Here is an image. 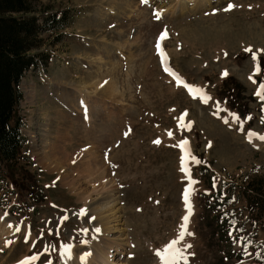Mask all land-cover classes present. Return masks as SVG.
<instances>
[{
	"label": "rangeland",
	"instance_id": "rangeland-1",
	"mask_svg": "<svg viewBox=\"0 0 264 264\" xmlns=\"http://www.w3.org/2000/svg\"><path fill=\"white\" fill-rule=\"evenodd\" d=\"M38 1L63 11L70 24L57 44L59 32L41 35L50 61L20 84L16 115L26 142L0 181V264H64L90 254L101 224L96 214L103 218L110 208L118 219L109 221L115 230L108 238L123 244L111 253L113 264H165L156 253L173 241L187 264H264V100L257 95L264 0ZM226 76L243 87L247 118L216 96ZM65 95L75 105L84 98L91 117ZM184 140L196 183L187 225L194 235L181 239L189 186ZM56 144L65 146L66 160L54 159ZM89 151L103 167L86 178L79 168ZM44 155L49 168L38 161ZM65 174L76 179L77 193L60 180ZM11 176L25 188L31 181L33 192L16 189ZM81 188L95 192L80 198Z\"/></svg>",
	"mask_w": 264,
	"mask_h": 264
},
{
	"label": "trees",
	"instance_id": "trees-1",
	"mask_svg": "<svg viewBox=\"0 0 264 264\" xmlns=\"http://www.w3.org/2000/svg\"><path fill=\"white\" fill-rule=\"evenodd\" d=\"M69 24L63 11L51 10L38 0H0V181L5 180L3 168L20 159L25 145L20 131L22 119L16 115L22 100L20 82L27 71L46 66L50 59L47 51H40L41 35L59 32L54 41L57 44L63 36L60 32ZM258 62L264 79V57ZM242 93L243 87L231 77L224 78L215 92L240 117H247L250 110L242 103ZM18 179L11 176L10 183L23 190L24 184ZM29 183L23 190L28 195L33 192Z\"/></svg>",
	"mask_w": 264,
	"mask_h": 264
},
{
	"label": "bare ground",
	"instance_id": "bare-ground-1",
	"mask_svg": "<svg viewBox=\"0 0 264 264\" xmlns=\"http://www.w3.org/2000/svg\"><path fill=\"white\" fill-rule=\"evenodd\" d=\"M157 1H162L164 2L165 0H157ZM210 2V0H203L204 4H208ZM217 2V1H216ZM113 85H107L103 91V93H106L107 91H110L112 89ZM58 92V91H57ZM80 91H76L75 93H79ZM69 94V92H66ZM74 93V94H75ZM81 93V92H80ZM58 94V93H57ZM73 94V95H74ZM72 95V94H70ZM76 95V94H75ZM66 97L64 98V100H66L68 105H75V102L73 101L72 98H70L69 96L65 95ZM84 98H79L76 97L75 101H76V107H78V109H80V111L82 112V114H86V118L91 117V115L89 114V111H87V109L89 108L88 104L86 103L85 100H83ZM92 107V106H91ZM90 109V108H89ZM62 138H59L58 141H62ZM59 145L56 144L55 148L51 149V150H55V149H60L61 151L59 152V157L57 155L58 158H56L55 154H53L54 159L57 161V159H63L66 160L68 157L64 152L65 146L59 147ZM68 147V146H67ZM52 148V147H51ZM56 153V152H55ZM79 156V155H78ZM71 158V157H70ZM87 158L88 160H86L85 164L83 165L81 169V174L84 175L86 178H89V174H91L92 172L97 173L98 171H101V168L103 167V165H101V163H99V161L96 160V154L94 152L89 151L87 153ZM73 159V157H72ZM75 159V158H74ZM84 159V158H83ZM43 166H45L46 168H49L50 164L48 165L46 162V155H44V157H40L39 156V160H38ZM74 161V160H73ZM77 161V160H75ZM81 161V160H80ZM67 162V161H66ZM64 162H62L63 164ZM61 165V163L59 164ZM81 165V166H82ZM80 167V166H79ZM73 168V167H72ZM57 168H53L51 169L52 171H55ZM70 169V168H68ZM103 170V169H102ZM95 173H93L92 175H94ZM104 174V173H103ZM91 176V175H90ZM103 179V178H102ZM60 180L62 182H65V186L67 185L70 188V191L75 194L77 193L76 186L73 183H76V179L74 178H69V175H63L60 177ZM69 180V181H68ZM60 182V181H59ZM111 182V181H110ZM108 182L109 185H100V190L99 193H104L107 192V190H109L111 187H109L111 185V183ZM80 188V187H79ZM75 189V190H74ZM95 190V189H94ZM79 192V191H78ZM87 190H82V188L80 189V198H83L84 196H86L85 198L88 197V195H90L91 193L95 192V191H91L90 194L86 193ZM88 194V195H87ZM89 198V197H88ZM104 204V203H103ZM105 207V206H104ZM100 211V210H99ZM98 211V212H99ZM108 215L101 218L100 217V213L96 214V218L101 220V224L98 222V224L95 226V229H100L99 233H95L93 235V242L90 245V247L92 248V250H90V254H86L84 256H82L80 259H75V256H73L70 260H66L64 264H113L112 263V259H111V253H113V251L115 252V255L118 254V251L121 249L120 247L123 245L121 240H110L109 234L110 232H112V227L111 222L114 219H118L115 218V214L116 212L114 211V209L110 208L109 212L107 213ZM99 215V216H98ZM99 220V221H100ZM110 220H112L111 222H109ZM119 221V220H118ZM115 223H117V221L115 220ZM4 228V226L2 227ZM7 232H10L11 229H8L9 227H5ZM97 235V236H96ZM113 249V250H112ZM89 252V251H88ZM87 258V259H85Z\"/></svg>",
	"mask_w": 264,
	"mask_h": 264
},
{
	"label": "snow or ice",
	"instance_id": "snow-or-ice-1",
	"mask_svg": "<svg viewBox=\"0 0 264 264\" xmlns=\"http://www.w3.org/2000/svg\"><path fill=\"white\" fill-rule=\"evenodd\" d=\"M233 7V5L229 4L227 6V8L225 10H230ZM166 38L165 35H162L160 37V40H164ZM157 50L159 51L160 49V43L158 42L157 45ZM248 51H251V49H248ZM161 56H163L162 53H160ZM253 60H256V56L253 55ZM172 75H174V73H170ZM178 79V78H177ZM190 93H192L194 96L196 94H199L200 98L207 103L210 99V97H208L206 94H204V92L201 89H193V88H189L188 89ZM257 95L260 97L261 100H264V84L261 85L260 90L258 91ZM217 111H220L219 106H217ZM238 122V121H237ZM262 123H264V120L261 121ZM225 123H227V121H225ZM168 135L171 137L172 133L169 132ZM259 140L264 141V136H260L258 137ZM155 143H160V141H155ZM188 145V141L184 140L183 143L180 145L181 150L184 152V167H183V171L186 175H189V181L188 184L189 186L185 189L184 193H183V202L185 205V209L187 212V215H185L183 217V226H182V231L180 232V238L183 239L185 237V235H189L192 236L194 235L193 233L187 232V225L189 222V218L190 216L193 214L192 212V205H191V201H190V197L194 192V189L192 188V185L194 183H196L195 181L191 180L190 178V174L188 172V167H187V160L190 157V152L187 148ZM193 162L195 164H200L201 162L198 159H195L194 157L192 158ZM213 187L215 188V181H213ZM86 210H82V214L85 212ZM95 219V218H92ZM17 231H19V229H17ZM95 231L97 233H99L100 229H95ZM86 234V231H85ZM64 247V254L66 256L70 255V246H63ZM192 245H187L186 248H191ZM157 256L165 261V264H173V262L176 261H180L183 260L185 262V264H187V255L185 254V249H181L179 247H177V241H173L171 244L168 245V247L161 253V252H157L156 253ZM36 257H33V260H35Z\"/></svg>",
	"mask_w": 264,
	"mask_h": 264
}]
</instances>
